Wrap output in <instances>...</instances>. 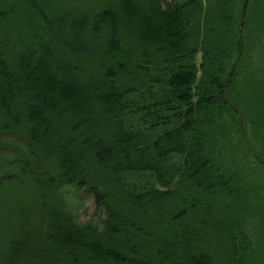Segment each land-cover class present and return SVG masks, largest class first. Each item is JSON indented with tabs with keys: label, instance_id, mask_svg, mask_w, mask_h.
Here are the masks:
<instances>
[{
	"label": "trees",
	"instance_id": "trees-1",
	"mask_svg": "<svg viewBox=\"0 0 264 264\" xmlns=\"http://www.w3.org/2000/svg\"><path fill=\"white\" fill-rule=\"evenodd\" d=\"M0 264H264V0H0Z\"/></svg>",
	"mask_w": 264,
	"mask_h": 264
},
{
	"label": "rangeland",
	"instance_id": "rangeland-1",
	"mask_svg": "<svg viewBox=\"0 0 264 264\" xmlns=\"http://www.w3.org/2000/svg\"><path fill=\"white\" fill-rule=\"evenodd\" d=\"M69 201L72 204L73 210L79 216V220L88 218L92 212V200L89 197L82 196V199L79 200L75 195L69 197Z\"/></svg>",
	"mask_w": 264,
	"mask_h": 264
}]
</instances>
